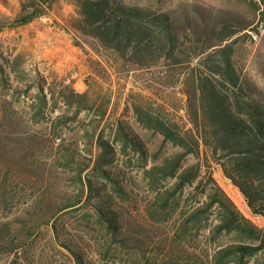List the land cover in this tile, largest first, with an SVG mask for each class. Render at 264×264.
<instances>
[{
	"label": "rangeland",
	"instance_id": "obj_1",
	"mask_svg": "<svg viewBox=\"0 0 264 264\" xmlns=\"http://www.w3.org/2000/svg\"><path fill=\"white\" fill-rule=\"evenodd\" d=\"M124 1L184 14L197 6L236 26L249 24L237 59L264 97V18L253 0ZM20 2L0 0V264H78V257L80 264H211L205 237L192 231L185 243L174 239L180 210L170 208L159 223L150 219L144 207L153 193L139 181L131 148L116 139L119 119L142 130L127 98L152 96L143 87L147 74L105 71L97 62L106 61L104 50L66 26L77 15L73 4L13 25ZM71 89L90 91L78 113L77 98L73 105L66 98ZM105 91L111 100L102 116ZM214 174L243 213L263 226L264 216L252 212L219 166ZM214 216L208 213L209 223ZM248 264H264V252Z\"/></svg>",
	"mask_w": 264,
	"mask_h": 264
},
{
	"label": "trees",
	"instance_id": "obj_2",
	"mask_svg": "<svg viewBox=\"0 0 264 264\" xmlns=\"http://www.w3.org/2000/svg\"><path fill=\"white\" fill-rule=\"evenodd\" d=\"M253 1L264 18V7ZM63 2L77 11L66 19L67 28L104 50L106 61L97 62L105 71L122 67L147 74L143 87L152 96L127 98L144 133L119 119L116 139L124 150L131 148L139 181L153 193L144 207L150 219L159 223L170 208L180 210L174 239L185 243L192 231L205 237L213 249L211 264H248L250 256L264 252V225L243 213L214 174L219 166L252 212L264 216V97L237 59L250 25L236 26L197 6L184 14L124 0H21L13 25L49 17ZM38 94L48 102L43 88ZM89 95V89H71L66 98L70 105L77 98L78 113ZM105 95L102 116L111 100L110 92ZM210 211L215 216L209 223Z\"/></svg>",
	"mask_w": 264,
	"mask_h": 264
}]
</instances>
